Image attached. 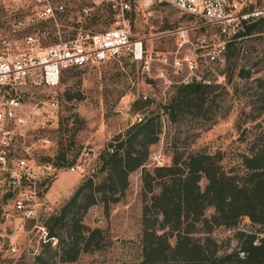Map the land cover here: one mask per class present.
<instances>
[{
    "label": "rangeland",
    "instance_id": "1",
    "mask_svg": "<svg viewBox=\"0 0 264 264\" xmlns=\"http://www.w3.org/2000/svg\"><path fill=\"white\" fill-rule=\"evenodd\" d=\"M245 1L254 6H264V0ZM82 7L88 8L86 15L80 19L82 27L97 31L111 25V12L107 5L76 2L71 5L72 20L63 18L58 21L60 29L76 27L73 20ZM32 9L33 4H29L14 12L0 13V36L16 41L31 32L32 28L27 24L31 22L28 15ZM199 22V18L166 5H155L150 12L137 10L127 18L130 33L141 38L146 47L155 50L173 53L179 40L175 30L185 29L188 41L178 48L177 57L191 56L194 66L188 68L182 64L177 74L169 69L167 71L175 81L186 78L188 82L199 81L209 86L206 94L209 109L203 118L183 113L170 115L163 110L162 106L168 103L178 83L167 90L165 99L143 100V94L147 98L153 93L156 96L159 94L155 84L160 82L146 76L140 65L128 57L63 70L54 87H22L19 95L25 107L38 104L48 96L57 101L56 126L36 129L29 134L36 141V160L65 168L79 158L83 170L62 171L45 188L47 191L56 180L52 190L47 196L45 194L51 210L42 219L46 228L52 227L56 244L43 246L36 259L19 255L20 245L15 254L0 253V264H60L59 247L66 239L65 229H69L67 220L77 210L76 205L69 201L73 192L87 179H91L93 184L103 181L106 171L101 169L100 155L104 151H115V136L135 123L134 118L138 115L142 117L140 122L157 115L160 126L158 140L147 149L146 164L156 152L161 153L165 164H170L175 152H219L220 165L225 172H242L240 155L247 153L254 134L264 128V122L253 127L264 117V31L230 41L226 51L221 52L222 61H218L212 46L214 29L200 27ZM34 26L35 29L41 27ZM202 37L204 41H201ZM151 71L154 75L158 70L152 68ZM239 72H247V75H240ZM136 101L142 104H135ZM254 116H257L256 119L251 121ZM40 138L49 142L40 146ZM152 168L150 165L145 170L151 172ZM142 176L140 168L128 174V185L116 203L107 202L104 205L106 200H100L102 194H109L107 189L93 191L97 202L82 213L81 222L89 228L101 229L103 244L100 249L81 253L77 262L102 264L139 259L142 209L149 204V193L142 186ZM204 183L202 178L200 186ZM156 190L154 186L152 192ZM83 192L88 193L89 189ZM76 199V202L81 201L80 196ZM62 209L68 212L62 220L64 225L61 222L51 224V216L57 217ZM211 212L209 208L204 213L209 215ZM238 222L235 228L219 226L210 232L209 237L216 243L217 254L235 250L238 228L251 232L259 229L244 217ZM26 228L30 229L31 224ZM33 232L34 229L30 234ZM204 235L196 233L192 237L202 241ZM15 239L20 241L22 237L17 235Z\"/></svg>",
    "mask_w": 264,
    "mask_h": 264
},
{
    "label": "built area",
    "instance_id": "2",
    "mask_svg": "<svg viewBox=\"0 0 264 264\" xmlns=\"http://www.w3.org/2000/svg\"><path fill=\"white\" fill-rule=\"evenodd\" d=\"M76 2L107 5L111 25L97 31L82 27L80 19L88 11L82 7L73 20L77 26L71 30L60 29L58 21L72 20L71 5ZM248 3L245 0H0V13L33 4L28 15L31 22L27 24L31 32L16 41L0 36V253L15 254L21 245L19 255L35 259L44 245H55L56 237L48 234L42 221L51 210L45 188L62 171L83 170L79 158L65 168L36 160V141L29 134L56 126L57 101L48 96L38 104L25 107L19 95L22 87H54L63 70L128 57L140 65L146 76L160 82L154 83L159 89L157 96L153 93L147 98L143 94L141 98L165 99L173 84L188 83L186 78L173 80L167 70L177 74L182 64L188 68L194 66L191 56L177 57L178 48L188 41L185 29L175 30L179 40L173 53L155 50L130 33L129 14L137 10L150 12L155 5H166L199 18L198 26L214 29L213 53L222 61L225 45L241 37L239 34L247 24L264 16V6ZM34 25L41 27L35 29ZM152 68L158 70L154 75ZM134 120L140 122L142 117L138 115ZM38 140L40 146L49 142L45 138ZM150 165H165L160 152L153 153L144 166ZM29 224L31 228L27 229ZM17 235L22 237L20 241L15 239Z\"/></svg>",
    "mask_w": 264,
    "mask_h": 264
},
{
    "label": "trees",
    "instance_id": "3",
    "mask_svg": "<svg viewBox=\"0 0 264 264\" xmlns=\"http://www.w3.org/2000/svg\"><path fill=\"white\" fill-rule=\"evenodd\" d=\"M261 31L264 16L247 24L239 35ZM208 87L199 81L179 84L162 108L170 115L183 113L203 118L209 109ZM260 121L253 127L262 124L264 117ZM159 132L157 115L135 122L115 136L114 152L104 151L100 155L106 176L98 184L87 179L73 192L69 201L77 210L67 220L69 229H65L66 239L59 247L58 262L90 264L77 259L81 253L100 249L103 244L101 229L89 228L81 222L82 213L97 202L93 191L107 189L109 194H102L100 200H106L104 205L116 203L128 185V174L140 168L142 186L149 193V204L142 209L140 257L135 261L102 264H264V128L254 134L247 153L240 155L242 172L232 174L222 169L219 152L204 151L175 152L170 164L152 166L151 172L145 170L147 149L158 140ZM202 178L205 183L201 187ZM154 186L157 190L152 192ZM86 188L88 193L83 192ZM79 196L81 201L76 202ZM209 208L212 212L205 215ZM67 213L62 209L57 217L51 216V224L64 225L62 220ZM242 217L259 229L251 232L238 228L235 250L217 254L216 243L209 237L212 229L235 228ZM47 231L54 236L52 227ZM196 233L205 234L202 241L192 237Z\"/></svg>",
    "mask_w": 264,
    "mask_h": 264
},
{
    "label": "crops",
    "instance_id": "4",
    "mask_svg": "<svg viewBox=\"0 0 264 264\" xmlns=\"http://www.w3.org/2000/svg\"><path fill=\"white\" fill-rule=\"evenodd\" d=\"M55 181H56V180H54V182H52V185L47 189V191H46V196H47V194L49 193V191L52 190L53 186L55 185V184H54Z\"/></svg>",
    "mask_w": 264,
    "mask_h": 264
}]
</instances>
